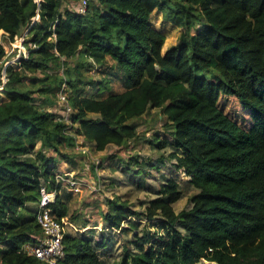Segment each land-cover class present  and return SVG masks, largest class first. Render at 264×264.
Instances as JSON below:
<instances>
[{"label": "trees", "instance_id": "obj_1", "mask_svg": "<svg viewBox=\"0 0 264 264\" xmlns=\"http://www.w3.org/2000/svg\"><path fill=\"white\" fill-rule=\"evenodd\" d=\"M154 10L181 30L164 54ZM0 30L8 43L27 33L17 66L4 65L14 55L0 42V264H49L30 252L43 237L34 207L43 184L65 229L58 264H264V0H92L85 13L74 0H0ZM153 109L165 134L144 141L157 158L117 156L138 188L149 167L160 172L144 210L109 199L98 236L81 212L65 220L58 162L133 149ZM78 138L91 149H77ZM168 162L195 190L179 212L183 187L162 171ZM143 219L156 230L140 229Z\"/></svg>", "mask_w": 264, "mask_h": 264}, {"label": "rangeland", "instance_id": "obj_2", "mask_svg": "<svg viewBox=\"0 0 264 264\" xmlns=\"http://www.w3.org/2000/svg\"><path fill=\"white\" fill-rule=\"evenodd\" d=\"M39 1L40 0H36V2ZM37 20L32 19V23ZM150 23L154 29L162 32L165 37L163 46L161 48V53L164 54L167 49L176 44L181 30L180 28L166 21L163 17V14L158 10H154L151 13ZM26 34L27 33L25 31L22 36H15L14 41L12 43H8L7 41H5V35L3 34V31L0 30V42L4 48L6 55H14V57L10 61L4 63L5 66L9 63L17 66V60L19 59L20 55H27V50L22 46V41ZM5 81L6 75L3 70L1 75V82L4 83ZM60 96L62 98L65 95L64 93H59V97ZM2 99L5 100L4 97H2ZM62 107V100L57 101L53 110L59 111L60 109H62ZM239 108L240 107L234 100L228 101V104L226 105V109L233 112V114L235 113V111L239 112ZM156 114L157 109H153L151 110L149 115H145L142 119L139 120L140 125L138 127V130L139 132H141L142 137L133 149H130L125 153H118L119 148L110 145L101 152L90 151V154L83 153L81 155H78L77 160L79 163L76 165H72L63 160L58 162L56 174L60 176L64 173H70L77 182V185L74 188L67 185H64L63 188V190L69 192L70 194V198L67 203L68 215L65 220H67L72 214L81 212L85 218L90 219L91 224H97L96 236H98L100 235L101 230L104 227V222L100 217L99 211H106L108 209L109 199L119 196L121 199L127 200L129 204L137 210H144L147 201L153 196V191L157 184L156 179L158 178L160 172L149 167L150 173L146 177V187L138 188L136 187L135 182L131 181V175L126 172L124 165L122 163H118L119 159L117 158V156L126 160L128 159V156L139 153L143 158L151 157L153 160L157 158V154L152 152L148 144H146L144 141V138H148L149 136H151L154 130L160 131L163 136L165 134V131L162 127L164 120L157 119L155 117ZM240 117L241 115L239 116V119ZM77 142L79 146L77 147V149L83 148V152H87V150L91 149V146L88 143H83L82 138H78ZM82 143L84 144L83 146H81ZM108 156L111 157L109 158ZM105 157L106 160L102 162V158ZM112 160L116 166L114 170L110 166ZM92 163L96 165L99 180H97L91 174L90 169ZM162 171L165 175L174 177L180 183V186L183 187V197L176 201L173 205L175 212H179L181 209L188 207L190 205L189 197L195 192V190H193L192 188H186V181L188 177H186L184 172L176 170L174 165H172L170 162L162 167ZM69 180H72V177ZM34 207L35 210H37V205H34ZM141 222L142 223L140 225V229L146 223L145 219H143ZM146 226L151 232H154L157 227L156 224L150 222H147ZM67 228L71 229L72 233H77V229H75L74 226L68 225ZM131 235L132 233H129V236ZM120 249L121 248L119 243L115 242L113 247H111V249L108 250L105 255L111 259L117 258L119 252H121ZM199 264L212 263L202 260Z\"/></svg>", "mask_w": 264, "mask_h": 264}, {"label": "built area", "instance_id": "obj_3", "mask_svg": "<svg viewBox=\"0 0 264 264\" xmlns=\"http://www.w3.org/2000/svg\"><path fill=\"white\" fill-rule=\"evenodd\" d=\"M92 0H74L75 9L80 13H85L88 4ZM62 94V92H60ZM64 101L65 96L61 98ZM69 110V108H68ZM72 180H69L71 179ZM57 179L64 182V185L69 187H76V179L70 173H64L60 176L57 175ZM40 198L37 203V210L35 212V218L40 225L43 232V237L35 245L32 246L30 252L37 258L47 261L49 264H58V260L63 257V245L62 239L64 235V224L58 221L51 215L49 204L53 202L55 197L54 190H47L43 184L40 187Z\"/></svg>", "mask_w": 264, "mask_h": 264}]
</instances>
